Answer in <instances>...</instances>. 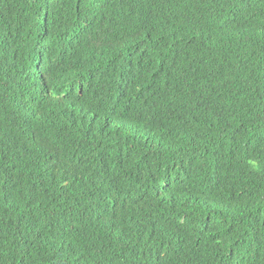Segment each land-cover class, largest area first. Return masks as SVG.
<instances>
[{
    "label": "trees",
    "instance_id": "16d2710c",
    "mask_svg": "<svg viewBox=\"0 0 264 264\" xmlns=\"http://www.w3.org/2000/svg\"><path fill=\"white\" fill-rule=\"evenodd\" d=\"M0 264H264V0H0Z\"/></svg>",
    "mask_w": 264,
    "mask_h": 264
}]
</instances>
